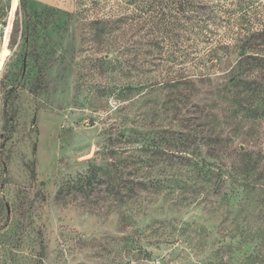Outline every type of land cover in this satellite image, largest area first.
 <instances>
[{
    "label": "rangeland",
    "instance_id": "obj_1",
    "mask_svg": "<svg viewBox=\"0 0 264 264\" xmlns=\"http://www.w3.org/2000/svg\"><path fill=\"white\" fill-rule=\"evenodd\" d=\"M162 8L0 0V264H264V82L230 107L237 51Z\"/></svg>",
    "mask_w": 264,
    "mask_h": 264
},
{
    "label": "trees",
    "instance_id": "obj_2",
    "mask_svg": "<svg viewBox=\"0 0 264 264\" xmlns=\"http://www.w3.org/2000/svg\"><path fill=\"white\" fill-rule=\"evenodd\" d=\"M154 1H158L159 4L163 6L162 10L169 8V12H173V23H175L177 27L178 24L176 22H179V18L176 15L180 12L181 14L185 15L187 23H192V21H194L191 24L192 26L190 27V33L192 35L191 40L193 41L194 46L199 45V42H205L208 44L209 48H207L208 50L206 52V62H208L209 64L219 62L226 58V56H228L226 52L229 46L237 51L238 57L235 60L234 66L232 67L236 69V74L231 75L230 79H228L224 85V91H227L226 94H230V88H233L234 92L232 95H227L225 99L228 100L227 103L229 102L230 107L235 106L236 108V106L241 105L244 99L246 100L247 98H249L252 101L251 105H254V107H256L255 103L257 104V100L260 99V85L262 84V82H264V74L261 82L256 81V77H253L254 72L260 69L264 70V53L257 52L259 50L264 51V22L261 20V22H258V25H254L253 23V20H255L258 11V3H251L244 0H216L210 3H202L195 5V0H152V2ZM20 6L23 11H25L26 0H20ZM198 6L201 9L207 10V14L205 16L195 15ZM6 8H8V6H6ZM158 13L160 14L159 19L162 18V20H165V17L162 14L167 13H163L161 11H159ZM215 15L216 19H213ZM170 20L171 19H169L168 17V20H166V24L170 26V29H173L174 27L170 25L172 23L170 22ZM220 24L228 28L227 31L228 34L230 33V41H232L233 44L230 45L229 42L218 43L214 44V46H211L212 43L209 42L207 38H205L206 36L205 34H203V31L207 32L208 34H211V29L205 28V25L206 27L207 25H215L218 27ZM171 35L172 34L168 36L167 40H171ZM171 41L174 42L173 40ZM179 82L181 81L175 82V85L181 84ZM15 93V86L10 87L8 91H6L4 99L10 98ZM242 93L245 95L241 98L240 96ZM5 120L7 122V127L9 128V131H12L13 120L11 115L6 117ZM126 129L133 132L137 131V133L146 131L144 129L138 131L139 129L137 127H125L123 131H125ZM123 135L124 132H121V136ZM180 135H187V133L184 134L183 132H181ZM209 136L210 135H208L207 137ZM183 142L184 140L182 139L180 142L173 140L170 146H174V149H177V151H183L186 153L188 151L182 149H186L188 147L182 145L181 143ZM145 148H147L146 145ZM165 150L168 152V150L170 149H168V147H165ZM172 152L173 150L170 152V154ZM204 164L206 165V170H209L210 164ZM31 173L33 174V170L31 171Z\"/></svg>",
    "mask_w": 264,
    "mask_h": 264
}]
</instances>
